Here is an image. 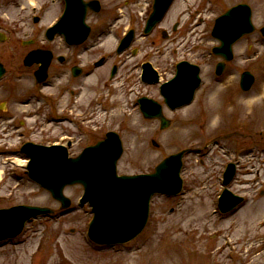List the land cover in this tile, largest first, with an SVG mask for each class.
Segmentation results:
<instances>
[{"label": "rangeland", "instance_id": "374dc122", "mask_svg": "<svg viewBox=\"0 0 264 264\" xmlns=\"http://www.w3.org/2000/svg\"><path fill=\"white\" fill-rule=\"evenodd\" d=\"M135 1V5L140 1L145 5L149 0ZM100 2L101 12H91L87 18L93 28L91 39L99 40L94 57L104 43L115 62L120 59L131 66L122 67L113 80L107 79L111 61L93 73L109 83L77 95V102L82 98L83 103L72 106L77 115L72 127L68 120L58 121L51 114L52 108L57 113L67 105L63 101L68 94L50 95V101L45 95L55 91V79L53 87H38L20 65L23 49L19 40H42V30L55 19L60 5L63 10L62 3L53 8V0H0V33L7 36L0 42V61L8 69L0 80V113L6 110L8 97H32L31 106L7 103L8 109L26 116L24 123H0V209L36 205L54 210L52 215L28 222L17 238L0 242V264H264V36L260 33L264 0H175L167 20L151 37L145 39L142 28L137 30L138 41L131 46L138 48L135 56L131 50L117 56L116 45L131 27L128 13L133 10L141 21L144 10L124 0ZM238 3L251 6L256 29L235 43L234 59L217 76L215 66L221 59L212 53L219 44L211 34L214 19ZM176 4L180 13L171 15ZM42 10L44 17L36 23ZM120 15L125 18L116 21ZM143 60L153 62L163 79L175 73L180 60L200 65L202 84L194 101L176 110L165 106L157 86H142L136 77ZM246 70L255 77L248 91L240 87V75ZM143 95L163 105V114L171 120L168 128L161 129L159 120L144 118L136 102ZM39 102L44 112L34 116L31 113ZM62 128L71 129L81 139L76 141L77 153L103 139L108 131L117 132L124 147L119 174L151 173L165 157L190 149L184 156L182 192L175 197H153L148 224L135 240L94 245L87 235L91 209L78 203L83 187L65 188L72 203L62 209L48 191L29 179L26 156L19 151L26 141L57 140ZM229 163L236 164L237 173L228 188L245 201L235 211L221 214L217 202Z\"/></svg>", "mask_w": 264, "mask_h": 264}, {"label": "water", "instance_id": "95a60500", "mask_svg": "<svg viewBox=\"0 0 264 264\" xmlns=\"http://www.w3.org/2000/svg\"><path fill=\"white\" fill-rule=\"evenodd\" d=\"M66 2L65 13L53 31L63 32L67 40H83L89 33V27L85 24L87 9L92 6L98 10L99 5L95 1ZM171 2L172 0H155V9L146 31L161 19ZM254 29L249 5L240 4L231 8L216 20L213 34L220 39L221 45L214 48L215 53L231 60L233 43ZM261 31L264 34V27ZM4 39L5 36L0 34V40ZM29 59L28 57L27 60ZM199 71L198 66L182 62L178 65L176 77L161 86V94L171 109L189 104L193 100L201 81ZM4 73L5 68L0 62V79ZM253 82V75L245 72L243 88L249 89ZM139 103L146 118H159L162 128L169 126L170 121L163 115L161 104L147 97L140 98ZM22 151L29 158V177L50 191L63 208L71 205V200L64 194V188L75 183L84 186L81 202H89L94 213L89 235L102 244L126 243L134 239L146 226L151 198L155 194L177 195L183 187L181 169L185 151L165 158L152 173L119 176L117 162L123 153V146L115 132H109L104 140L86 148L76 158H69L67 150L58 146L27 143ZM235 173V165L230 164L225 172L224 185L233 180ZM242 201L241 196L226 188L220 197L219 207L222 212H229ZM52 212L48 207L35 205H16L0 209V241L18 236L26 222Z\"/></svg>", "mask_w": 264, "mask_h": 264}, {"label": "flooded vegetation", "instance_id": "af4514ba", "mask_svg": "<svg viewBox=\"0 0 264 264\" xmlns=\"http://www.w3.org/2000/svg\"><path fill=\"white\" fill-rule=\"evenodd\" d=\"M54 3V7L59 6L60 3H62V7L64 10L65 7V0H53ZM92 1H98L99 2V12H101L102 10V4L100 2V0H85L86 3L92 2ZM126 2V4L130 5V4H136L137 1L135 0H124ZM151 0H149L147 2V4L142 3V1H140V3H138L137 5H135L136 9L142 8L144 10V14L145 17L140 21V15L139 14H135L133 10H131V12L128 13L127 15V22L129 23V29L125 32L122 33V36L119 38V41L124 40L125 43L128 41V48H126L123 52L121 53H117V56L122 55L123 53L128 52L129 50H131V55L135 56L138 52V48H132V44L135 43L138 40L136 39V35H137V30H141L142 28V32L144 33V38L147 39L148 37H151V35H153L156 31L157 28L160 27L161 24H163L166 20H167V14L169 13V10H171L169 8V10L167 11V13H165V15L163 16V18L154 26V28L149 32V34H145V27L147 24V21L153 11V2L154 0H152V5L149 3ZM143 4V5H142ZM64 5V6H63ZM63 10L61 8L60 5V11L59 13H57V15L55 16V19L51 22V24H49V26H47L45 28V30H42V40H37L38 37H31L27 40H19L20 45L22 46L23 52L21 53L22 55V61L21 67H23L25 70H28L29 73L32 74V80L34 81L35 85H37L38 87H45L50 85L51 87L54 86V82L53 80L55 79V86L53 88H55L54 92H49L50 94H46L45 97L47 99H50V101L52 100V97L55 98H61L62 96H64V94H68L67 98L63 101L64 103H66L67 100V105L64 107H60L62 109H59L56 113L55 109L52 108L51 109V114L54 115L58 121H64V120H68L67 122H69L71 125L70 126H74L77 124V115L75 114V112H73L72 106L76 105L78 103L79 106H81V104L83 103L81 100L77 102V98L78 96L84 92L86 90H90L95 88V86H98L99 83H103V86H106L109 81L106 79H102L101 81L99 80V78L93 74L94 72H96V70L98 68H101L103 66L106 65V63H108L109 61V67H108V74H107V79H114L120 69L122 67H130L131 64H126V62H121L120 59H118V62H115L114 59V54L112 53V51H106L105 50V44H101L100 49L101 53H98L95 57H94V47L95 44H97L99 42V40H93L91 39V36L93 34V28L91 27V31L89 33V36L86 40H65L62 36L60 35H56L54 38H47L46 37V30L48 27H50L51 25H53L62 15ZM44 10H42L41 12V16H37L38 20L35 21L36 23H40L41 20L43 19V15L45 12H43ZM91 12H94V7H89V9L87 10L86 13V20L89 16V14ZM96 12V13H99ZM125 18V16L120 15L118 16V18H116V21H119L122 18ZM118 19V20H117ZM132 30L133 31V36L130 40H126L127 38L125 37V35H127L128 31ZM41 35V32H40ZM162 36L164 38L168 37V34L166 31H162ZM59 40H56V39ZM44 39V40H43ZM111 53V54H110ZM33 54V55H32ZM110 54V55H109ZM152 55V53H151ZM28 57L31 58L33 57V59H30L29 61L31 63H28ZM5 65V64H4ZM137 65V64H136ZM133 66H135V63H133ZM227 66V63L224 65V70ZM6 67V73L4 75V77L7 75L8 69L7 66ZM18 67V65H17ZM124 67V68H125ZM153 68L156 69L158 76H159V80L160 83H148L146 81V78H144V72L146 74L149 75V77H153L154 75V71ZM42 70L45 73V76L43 77V79L38 78L37 76V72L39 70ZM99 71V70H97ZM224 72V71H223ZM93 75V76H92ZM156 75V74H155ZM174 75V74H173ZM172 75V76H173ZM92 76V77H91ZM171 76V77H172ZM3 77V78H4ZM91 77V78H90ZM96 77V79H95ZM138 81L141 83V85L143 86H157V89L159 90L160 84L164 83L168 80H170V78L167 79H163V76L161 74V72L159 71V69L157 68L156 65H154L153 62H151L150 60H143V62L140 64L139 67V72L136 75ZM59 83V85H58ZM49 86V87H50ZM116 87V86H115ZM85 89V90H84ZM52 95V97L50 96ZM54 95V96H53ZM78 95V96H77ZM10 96V95H9ZM9 99H6V110L5 109H1L2 113H0V123H5V124H14L17 121L24 123V120L26 118V116H24V114L21 113H17L18 111L16 110H12L7 108V103L10 101L11 105L14 102L20 103L22 104H28L31 106V98L29 97L27 98V100L24 98L19 99V97H8ZM15 98V99H14ZM42 98V97H41ZM40 97H38L36 100H40ZM95 98H91V102L94 101ZM101 104V103H99ZM98 104V105H99ZM100 106V105H99ZM35 113H31L32 115L36 116L37 114H41L42 112H44V105L41 104V102L37 103V105L35 106ZM58 107V108H59ZM53 109L54 112L53 113ZM38 110V112H37ZM3 111H5L3 113ZM72 115H74V117H72ZM69 123H66V125H69ZM77 140H81L79 137H77V133L73 132L71 129L69 128H62L60 133H59V137L57 140H54L52 142L49 143H42V144H47V145H64L67 147L68 152L70 155H76L77 151L79 149V147L76 144ZM92 144V143H90ZM87 146V145H85ZM83 149V147L81 148ZM80 149V151H81ZM79 151V152H80Z\"/></svg>", "mask_w": 264, "mask_h": 264}, {"label": "bare ground", "instance_id": "6f19581e", "mask_svg": "<svg viewBox=\"0 0 264 264\" xmlns=\"http://www.w3.org/2000/svg\"><path fill=\"white\" fill-rule=\"evenodd\" d=\"M143 5V4H142ZM180 10H178V4H176L174 10H172V14L171 15H176ZM182 11V10H181ZM180 13V12H179ZM114 114V113H113ZM114 116H116V114H114ZM210 122V119L208 121V123ZM210 124V123H209Z\"/></svg>", "mask_w": 264, "mask_h": 264}]
</instances>
